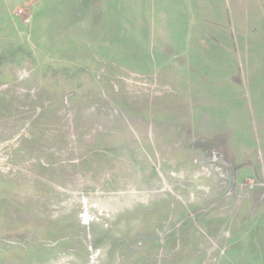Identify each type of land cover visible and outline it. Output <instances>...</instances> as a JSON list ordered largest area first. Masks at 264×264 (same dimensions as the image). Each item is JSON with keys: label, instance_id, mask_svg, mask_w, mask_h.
Instances as JSON below:
<instances>
[{"label": "rangeland", "instance_id": "obj_1", "mask_svg": "<svg viewBox=\"0 0 264 264\" xmlns=\"http://www.w3.org/2000/svg\"><path fill=\"white\" fill-rule=\"evenodd\" d=\"M0 264H264V0H0Z\"/></svg>", "mask_w": 264, "mask_h": 264}]
</instances>
